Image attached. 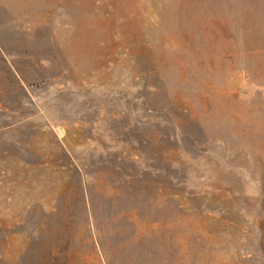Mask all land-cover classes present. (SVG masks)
<instances>
[{
	"label": "rangeland",
	"instance_id": "rangeland-1",
	"mask_svg": "<svg viewBox=\"0 0 264 264\" xmlns=\"http://www.w3.org/2000/svg\"><path fill=\"white\" fill-rule=\"evenodd\" d=\"M0 264H264V0H0Z\"/></svg>",
	"mask_w": 264,
	"mask_h": 264
}]
</instances>
